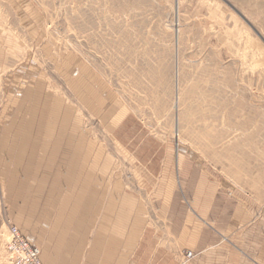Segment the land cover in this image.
Returning a JSON list of instances; mask_svg holds the SVG:
<instances>
[{"label": "rangeland", "instance_id": "1", "mask_svg": "<svg viewBox=\"0 0 264 264\" xmlns=\"http://www.w3.org/2000/svg\"><path fill=\"white\" fill-rule=\"evenodd\" d=\"M42 123L101 145L100 179L120 191L101 200L129 189L167 239L180 228V264H264V0H0L6 175L27 162L4 139L35 140ZM21 180L0 184L1 264L11 226L22 230ZM64 180L39 193L44 213L100 216L77 210L78 179Z\"/></svg>", "mask_w": 264, "mask_h": 264}, {"label": "crops", "instance_id": "2", "mask_svg": "<svg viewBox=\"0 0 264 264\" xmlns=\"http://www.w3.org/2000/svg\"><path fill=\"white\" fill-rule=\"evenodd\" d=\"M54 129L55 127L42 123L38 138L35 140L26 137L4 139L5 146L17 145V150L14 151L16 157L13 156L14 164L19 161L27 162L23 176L17 177L15 169L17 164L9 169L6 175V163L9 159L6 155L0 156L1 186L5 187L8 183V187L16 189L17 178L22 179L19 183L23 187V197L17 205L13 222L20 224L22 227L20 231L31 245L42 250V262L180 264L181 249L187 244L183 243L181 229L178 228V232L173 229L174 235L167 239L166 227L152 223V219L140 212V207H135L133 196L127 193L129 189L124 192L123 199L119 202H114L113 198L105 202L101 200L102 193L113 195L120 192L119 186L116 182L113 184L114 180L111 178L109 186L100 179L110 160L101 145L95 141H88L87 138L55 137V133L51 132ZM83 144L88 146L87 150L83 148ZM75 145L81 146L82 149H74ZM27 146H34L31 153ZM10 161L13 162L12 159ZM72 177L78 179L72 184L74 193H78V198L72 201L75 207H79L77 210L82 208L90 211L99 210L100 216L46 215L51 207L48 201L44 206L37 202L39 193H46L52 198L55 193L61 192L59 189L63 186L64 179ZM6 178L10 181L7 182ZM82 202L84 206L81 208ZM69 204L70 202L65 200L64 206H61L62 210H68ZM39 212H42L43 216L34 224V216ZM26 219L31 220V227L36 226L35 230L27 231L24 228L28 224ZM196 245L195 240L194 246ZM1 249L0 239V253Z\"/></svg>", "mask_w": 264, "mask_h": 264}, {"label": "built area", "instance_id": "3", "mask_svg": "<svg viewBox=\"0 0 264 264\" xmlns=\"http://www.w3.org/2000/svg\"><path fill=\"white\" fill-rule=\"evenodd\" d=\"M5 248L4 264H43L40 249L31 245L17 226H11ZM194 257L192 252L186 254L188 261Z\"/></svg>", "mask_w": 264, "mask_h": 264}, {"label": "bare ground", "instance_id": "4", "mask_svg": "<svg viewBox=\"0 0 264 264\" xmlns=\"http://www.w3.org/2000/svg\"><path fill=\"white\" fill-rule=\"evenodd\" d=\"M41 251V250H40ZM44 264V263H43Z\"/></svg>", "mask_w": 264, "mask_h": 264}]
</instances>
